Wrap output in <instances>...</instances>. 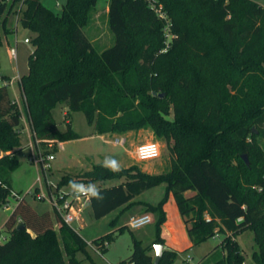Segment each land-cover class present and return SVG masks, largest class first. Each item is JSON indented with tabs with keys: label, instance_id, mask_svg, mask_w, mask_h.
<instances>
[{
	"label": "trees",
	"instance_id": "trees-1",
	"mask_svg": "<svg viewBox=\"0 0 264 264\" xmlns=\"http://www.w3.org/2000/svg\"><path fill=\"white\" fill-rule=\"evenodd\" d=\"M95 3L66 0L56 13L41 0H0V46L2 34L12 31L11 12L34 32L28 69L19 78L31 139L79 137L70 127L59 130L52 116L54 106L65 103L68 111H82L99 135L151 126L172 154L170 167L148 173L133 166L112 171L97 163L76 176L63 174L56 188L123 178L97 187L102 200L89 196L92 215L100 218L128 207L142 191L165 185L156 205L143 203L145 212L156 215L154 238L147 245L133 238L131 254L121 263L174 264L178 250L164 248L158 262L150 253L153 244L164 245L163 207L171 194L191 245L223 235L197 264H243L235 236L246 230L254 233L253 260L264 264V5L109 0L114 42L98 50L83 31ZM20 117L19 104L0 85V206L12 192L10 174L19 165ZM19 218L22 230L15 228ZM2 228L7 236L2 239L0 230V264L76 263L75 252L88 245L55 210L38 211L23 196ZM113 237L109 232L90 243L103 251Z\"/></svg>",
	"mask_w": 264,
	"mask_h": 264
},
{
	"label": "rangeland",
	"instance_id": "rangeland-1",
	"mask_svg": "<svg viewBox=\"0 0 264 264\" xmlns=\"http://www.w3.org/2000/svg\"><path fill=\"white\" fill-rule=\"evenodd\" d=\"M254 1L264 5V0ZM41 2L47 8L59 13L66 0H41ZM108 2L109 0H96L91 21L83 27L85 35L98 50L107 48L114 42L113 33L107 22ZM13 13L11 12V15L13 23L15 24L16 13L14 15ZM33 36L34 32L23 28L19 23H17L16 35L13 32L6 35L2 34L0 74L8 76L11 82L6 84V82L0 81V85H7L12 98L19 97L17 75L27 71L28 56L34 49L31 42H24V38H32ZM9 44L16 46V61L10 54ZM18 101L17 103L19 104L21 112L18 130L22 148L17 152L19 165L10 174V184L13 192L19 196H23L38 211L48 210L52 215L54 214V208L48 199V191H56V186L63 174L76 176L90 169L93 164L99 163L105 165L106 160L114 161L118 169L133 166L136 170L138 169L148 173H160L170 167L172 154L165 140L157 136L151 126L131 129L124 133L99 135L95 133L93 125L88 123L82 111H68L65 103H58L51 111L58 129L65 131L70 127L79 137L63 142V148H59L56 141L40 143V149L45 154L52 153L54 155V159L49 161V168L46 169L44 175L41 163L28 159V154L31 151L30 147H28L31 141L30 126L24 112L22 98ZM66 112H68V115H65ZM117 137L125 138V143H115L114 138ZM143 142H156L160 147V155L153 159L137 160L134 157L133 151L136 145ZM246 156L249 161L248 155ZM122 181L123 178L117 176L95 181L91 184H95L96 187H109L117 185ZM36 187L39 189L37 191H40L39 193L45 196L44 198H37L33 194ZM61 188L65 191L73 190L69 187V184ZM164 191V184L146 189L136 195L133 203L128 207L116 208L100 218L93 217L89 206L86 205L83 207L79 211V220L75 218L71 222V227L80 234L88 245L85 252H75L76 263L67 261L66 264H124L121 262L131 254L133 238L139 239L144 245H147L155 235L156 215L154 213H150L152 216L150 223L137 228H130L127 225L128 215L142 209L144 205L140 200L148 201L150 204L156 205L162 198ZM15 204V197L10 195L7 200V205L4 203L0 206V230L2 239L4 236H7L2 226ZM165 210L171 220L177 224L180 220V213L173 198L167 203ZM123 225L127 227L119 231ZM109 232L114 233L113 239L107 243L105 250L96 251L90 242ZM253 237L254 233L252 230H246L235 236L240 251L243 254V264H256L252 258V252L256 248ZM222 238L223 235L216 234L199 244L185 245L178 250L174 264H197L206 253L220 243ZM150 253L154 257L155 253L153 248Z\"/></svg>",
	"mask_w": 264,
	"mask_h": 264
},
{
	"label": "built area",
	"instance_id": "built-area-1",
	"mask_svg": "<svg viewBox=\"0 0 264 264\" xmlns=\"http://www.w3.org/2000/svg\"><path fill=\"white\" fill-rule=\"evenodd\" d=\"M151 5L154 6L152 3H151ZM155 11L160 17H164L163 12H161L159 10V8H156ZM17 17H18V14L16 13V22H17ZM166 34L169 37V33H166ZM24 42H30V38H28V37L24 38ZM9 50H10V54H11L12 58L16 61V59H17L16 46H10ZM1 79H3V78L0 77V80ZM49 142H52V141H49ZM59 142L60 141L57 142L58 147L62 148V146L60 145ZM114 142L119 143V144H123V143H125V138H122V137L114 138ZM148 144H157V143L156 142H143V143H140V144L135 146L133 154L137 160L153 159V158H156L160 155V147H159V154L157 156L152 157V158H146V157L150 156V152H151V149H148L145 147ZM29 145L32 149V152H30L28 154V159L30 161H39L42 165L43 172L45 175L46 169L49 168V161L54 159V155L52 153L45 154L44 151H42L40 149V140L39 139H34V140L31 139ZM141 148L145 149L143 155L141 154ZM79 184L84 185L85 187L78 188V190H76V191L75 190H69V191L63 190V191H61L60 188L59 189L56 188V191H54V192H52L50 190L48 191V199H49L50 203L52 204L54 210L60 215L63 222L70 225V226H71V222L76 218L77 209H76V203L75 202L80 200V199H89V196H90L87 193L86 186L88 184H91V183L80 182ZM37 190H39L38 187L35 188V192H33V194L36 195L37 198H44L45 196L43 194L39 193L40 191H37ZM10 195L14 196L16 201L20 197H22L13 191L11 192ZM5 204L7 205V202ZM151 221H152L151 216L148 213H144V214H140V215L130 217L128 222H127V225L130 228H137V227H141L147 223H150ZM105 245H107V244L105 243ZM91 246L96 251L99 252V249L97 247H95L93 244H91Z\"/></svg>",
	"mask_w": 264,
	"mask_h": 264
},
{
	"label": "crops",
	"instance_id": "crops-1",
	"mask_svg": "<svg viewBox=\"0 0 264 264\" xmlns=\"http://www.w3.org/2000/svg\"><path fill=\"white\" fill-rule=\"evenodd\" d=\"M108 9V7H107ZM14 15V13H13ZM8 25L9 27L12 28V31L15 35L17 33V23L15 22V24L13 23V18H12V15L10 14L9 17H8ZM10 32V33H11ZM9 46H11L9 44ZM27 71H25L24 73H26ZM23 73L21 74H18L17 75V82H18V92H19V97H15V98H12L13 100H15L16 102H19L18 100H20L21 98V91H20V87H19V78L20 76L22 75ZM3 74H0V77H2ZM6 76V75H5ZM0 81H4L6 82V84H9L11 82V80L9 79L8 76H6L5 78L1 79ZM30 131V130H29ZM31 133V131H30ZM30 138H31V135H30ZM63 142L65 141H61L59 142L60 145L62 146L63 148ZM28 147H30V145H28ZM30 152H32V149L30 147ZM163 184V183H162ZM61 191H63L62 188H60ZM65 191V190H64ZM171 198H173V196L170 194L169 197H168V200L167 202L164 204V211H165V214H166V219L164 221V223L161 225V234L160 236L164 239V248H169V249H175V250H180L181 248H183L185 245L189 244L191 245V242H190V239L187 235V224L184 222L182 216L179 214L180 216V220L178 221L177 224H175L171 218L169 217V215L167 214L166 212V206H167V203L171 200ZM174 200V199H173ZM134 201V198L132 199V202ZM140 202L143 203H149L148 201H141ZM76 203V220H79V211L85 207L86 205L89 206V202H88V199H80L78 201L75 202ZM144 205V204H143ZM122 207H119L118 209H121ZM144 213H148V212H145V206H142V209L140 210H137L133 213H130L128 215V219L132 216H136V215H140V214H144ZM150 216L151 214L148 213ZM152 218V216H151ZM128 222V221H127ZM211 264V263H209Z\"/></svg>",
	"mask_w": 264,
	"mask_h": 264
},
{
	"label": "clouds",
	"instance_id": "clouds-1",
	"mask_svg": "<svg viewBox=\"0 0 264 264\" xmlns=\"http://www.w3.org/2000/svg\"><path fill=\"white\" fill-rule=\"evenodd\" d=\"M148 149H151L150 156L146 158H152L155 157L159 154V146L157 144H148L145 146ZM144 148H141V154L143 155L144 153ZM105 167H109L112 171H118V166L115 164L114 161H105ZM69 187L72 188L73 190H76L78 188L85 187L84 185H81L77 183L76 181H70L69 182ZM87 193L91 196L94 197L98 200H102L103 196L101 195L100 190L95 186V184H88L86 186Z\"/></svg>",
	"mask_w": 264,
	"mask_h": 264
},
{
	"label": "water",
	"instance_id": "water-1",
	"mask_svg": "<svg viewBox=\"0 0 264 264\" xmlns=\"http://www.w3.org/2000/svg\"><path fill=\"white\" fill-rule=\"evenodd\" d=\"M160 95H162V94H160ZM241 157L243 158L244 162L246 164H248V160H247L246 154H242ZM15 228L16 229H19V230H22V229L25 228V224H24V222H23L22 219L19 218L17 220V222L15 224ZM152 248H153L154 253H155V255H154V262H158V260L160 259L161 254H162V251L164 249V245L156 243V244H153L152 245Z\"/></svg>",
	"mask_w": 264,
	"mask_h": 264
}]
</instances>
